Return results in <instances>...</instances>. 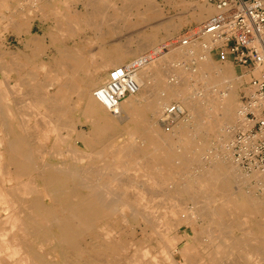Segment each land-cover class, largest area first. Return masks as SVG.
Here are the masks:
<instances>
[{"label": "bare ground", "instance_id": "6f19581e", "mask_svg": "<svg viewBox=\"0 0 264 264\" xmlns=\"http://www.w3.org/2000/svg\"><path fill=\"white\" fill-rule=\"evenodd\" d=\"M77 1L84 10L72 6ZM67 2L71 22L59 8ZM3 4L8 3L0 0ZM56 4L34 0L25 13L17 5L18 13L0 18L2 31L23 34L27 49H4L6 35L0 31V264H163L161 259L196 264L194 248L202 243L210 264H264V174L258 169L242 174L223 143L232 136V124L242 128L249 122L239 112L247 104L236 95L241 75L210 56L209 46L220 39L201 34L188 45L179 44L181 49L157 55L161 47H154L159 42L152 35L135 34V40L134 34L125 35L131 20L136 25L156 15L154 0ZM216 12L208 3L195 2L190 13L202 23ZM47 15L56 23L32 32L34 20L42 22ZM80 22L93 37L67 45L61 37L73 35ZM46 37L57 47L43 60L38 55ZM180 54L197 55L194 64L164 71L160 64ZM111 66L124 68L117 86L129 90L118 101L108 88ZM72 94L75 104H83L80 115L88 131L67 118L75 108L69 105ZM172 99L185 116L162 130L159 116L168 112ZM199 114L204 118L198 120ZM122 124L126 131L120 130ZM211 135L221 141L218 152L208 147ZM117 136L123 145L115 147ZM192 163L201 165L195 174L174 178ZM239 177L256 178L261 193L241 189ZM138 195L153 197L147 201L152 207L164 197L167 209L142 208ZM239 217L253 221L240 236L230 235ZM181 225L189 229L183 238L177 233ZM182 239L187 244L179 248Z\"/></svg>", "mask_w": 264, "mask_h": 264}, {"label": "rangeland", "instance_id": "374dc122", "mask_svg": "<svg viewBox=\"0 0 264 264\" xmlns=\"http://www.w3.org/2000/svg\"><path fill=\"white\" fill-rule=\"evenodd\" d=\"M3 1H5V3H8L7 5L6 4H3L1 7H0V10H2V11H0V18H1V14H4V15H10V14H12V11L14 10L15 11V13H16V11H17V9H16V6L20 9V13H25L26 12V10L28 11V7H30L31 5H28V4H32V1H34V0H20V2H23V3H19L18 2V0L17 1H15V0H3ZM52 2H55V5H57L56 3H58V0H51ZM113 2H117L118 0H112ZM155 2H156V7L158 8V10H157V13H155L156 15H154L153 16V14L152 15H150V17H148L147 19H145V20H140L139 22H137V24L136 25H134L133 23V20H131V22L130 23H132L131 24V26L127 29V33H125V35H133L134 34V40H135V38L137 37V35L139 36V37H141V38H146L144 35H148V34H150V35H152V37H153V39L155 40H152L154 43H158L159 42V44H154L153 45V42H152V45L154 46V47H157V46H160L161 48H160V50L157 52V55H163V54H165V53H167L168 52V49L170 50V49H172V48H177V49H179V47H180V49H181V46H179V38H180V36H182L181 34H183V32H184V27L183 26H185L186 25V23L188 22V20L186 19V18H188V17H190L191 18V11H192V7H193V4L196 2V3H208V4H210V5H212L213 7H214V5L212 4V1L211 0H170L171 1V4L169 3V2H166V0H154ZM15 2V3H14ZM16 2H17V4H16ZM29 2V3H28ZM41 2H43V1H41ZM44 2H46V1H44ZM159 3V4H158ZM48 5H49V3H47ZM60 5H59V8H60V11H64V15H61V16H63V17H65L64 18V20L65 21H67V22H71V20H69V18H73V16H74V14L71 12V11H69V6H71L72 4L71 3H69V2H67L65 5L63 4V3H59ZM67 4H69V5H67ZM83 3L81 2V1H77V2H75V4L74 5H72V6H74L75 7V9L76 10H78L79 12L80 11H82V10H84V6L82 5ZM6 5V6H5ZM22 7H21V6ZM8 6V7H7ZM68 8H67V7ZM49 7L48 6H45V9L47 10ZM178 8V9H177ZM215 8V7H214ZM80 9V10H79ZM22 10V11H21ZM186 11V12H185ZM17 13H18V11H17ZM149 13V12H148ZM146 16H148V14L146 15ZM135 17V16H134ZM137 17V16H136ZM45 18V19H44ZM42 20V22H40L39 21V19L38 18H36L35 20H34V22H33V25H32V27H31V30H32V32H37V33H42L44 30H46V29H48V27H50V26H52V25H54L55 23H56V20H55V18L53 17V15H47V17L45 16ZM54 18V19H53ZM134 19V18H133ZM50 20V21H49ZM162 20V21H161ZM175 20V21H174ZM161 21V22H160ZM192 21H197V22H195L194 24H191V25H195L194 27H197L198 25H200L201 24V22L199 23V21L198 20H196V19H194V20H192ZM3 22V21H2ZM179 22H180V24H179ZM204 22V21H203ZM202 22V23H203ZM155 23V24H154ZM189 23H190V21H189ZM40 24V25H39ZM170 24H172V26L170 25ZM78 25V24H77ZM81 25H82V23L80 22V26H79V28H78V26H77V28L78 29H76V31H74L73 32V35L70 33H66V35H64V36H62L61 38H62V40L64 39V42L67 44V45H71L73 42H74V40L76 39H78V41H82V42H85V39H86V37H93V35H92V32H91V30L90 29H88V28H85L84 26H82L81 27ZM84 25V24H83ZM178 25V26H177ZM142 26H144L143 28H142ZM188 26H190V25H188ZM147 27V28H146ZM159 27V28H158ZM171 27V28H170ZM183 27V28H182ZM137 29V31H136V29ZM173 28V29H172ZM132 29V30H131ZM135 29V30H134ZM139 29V30H138ZM142 29V30H141ZM175 29V30H174ZM3 30V27H2V24H1V22H0V31H2ZM130 30V31H129ZM145 30V31H144ZM135 31V32H134ZM169 31V32H168ZM3 32V31H2ZM1 32V33H2ZM75 32H77V37L76 36H74V33ZM0 33V35L2 36V34ZM165 33H169L168 35L167 34H165ZM3 34H5L6 35V39L4 40V42H3V45H2V47L4 48V49H9V50H20V51H27V49H26V47H25V45H24V36H23V34H21V35H15V34H12L11 32H7V33H5V32H3ZM135 34H137V35H135ZM71 35V36H70ZM160 35V36H159ZM1 36H0V42H1ZM82 36V37H81ZM18 37V38H17ZM22 37V38H21ZM160 37V38H159ZM22 40V41H21ZM49 39H48V37H46V39H44V40H42V51H40L39 52V58L40 59H43V60H46V59H48V57L50 56V55H53L54 53H55V48L57 47H55V45L54 44H49V41H48ZM137 40V39H136ZM159 40V41H158ZM23 43V44H22ZM163 46V47H162ZM45 47V48H44ZM49 47V48H48ZM51 47V48H50ZM55 47V48H54ZM43 49H45V50H43ZM51 49V50H50ZM151 48H149L148 50H150ZM223 50V49H222ZM221 50V48H216V49H214V50H212V51H209L210 52V56H211V58H212V60L214 61H216V62H219V63H221V64H227L228 65V67L229 68H231L232 70H234V71H236V72H238V74H240L241 76H239L238 75V78H237V80H236V95H237V100H238V102H240V103H242L243 102V94H244V91H245V86H246V82L249 80V78L250 77H248V75H247V73H246V71L244 70V69H240L239 67H237V66H235V64L233 63V61H232V58H231V56L228 54V53H225V52H223ZM49 52V53H48ZM53 52V53H52ZM159 53V54H158ZM47 54V55H46ZM201 54V52L200 53H197V55L198 56H201L200 55ZM197 55H194V56H197ZM38 56H36L37 58H38ZM183 55H181L180 54V56L178 55V56H176L175 58H173V59H171V63H167V64H169V65H167V64H165V63H161L160 64V66L164 69V71L166 70H168L169 72H173L176 68H174V67H177V66H182V67H189V66H191V65H193L194 64V56H192V54H190V56H187V57H182ZM37 58H36V60H37ZM173 60V61H172ZM187 60V61H186ZM127 61V60H126ZM126 61H124V62H126ZM175 61V62H174ZM181 61V62H180ZM37 62V61H36ZM174 64V65H173ZM36 65H38L37 63H36ZM113 67L111 66V67H109L108 68V72L112 69ZM35 71L38 69L37 67L36 68H33ZM173 69V70H172ZM37 74H38V76L40 75V77L42 76V70L41 69H38L37 71ZM42 72V73H41ZM168 75H171V74H168ZM242 77V78H241ZM171 77H167V79H170ZM241 78V79H240ZM196 87H198V89L202 92V87H201V82H198L197 81V83H196V85H195ZM129 94V92L128 93H125V96L126 95H128ZM122 98H124V97H122ZM121 98V99H122ZM75 96L72 94V99H70L69 100V105L71 106V109H72V107L74 106L75 108H73L74 110H72V115H70V116H68L67 118H71L72 117V119L73 120H75L74 122L76 123V125H77V127H78V129H82V130H84V131H88L89 130V123L84 119V117L83 116H81L80 114H81V109H82V107H83V104H82V102L81 101H78V104L76 103L75 104ZM176 102H178L176 99H172V100H170L168 103H167V105L169 106L170 104H172V103H176ZM74 104V105H73ZM82 105V106H81ZM80 108V109H79ZM183 112L179 115V117L180 118H183L184 116H185V109H183L182 110ZM200 113V112H199ZM201 114V113H200ZM200 114L198 115V120L199 119H203L204 118V116H201V118L199 117L200 116ZM161 119H163L164 118V115H161V116H159ZM163 117V118H162ZM160 119V120H161ZM212 120V119H211ZM165 123V122H164ZM85 124V125H84ZM193 124V123H192ZM123 126L120 128V130H122V131H124L125 129H127V126L125 125V124H122ZM194 125V124H193ZM168 126L169 125H167L166 123L165 124H163L162 123V130L164 129H166L167 130V128H168ZM234 126V124H232L231 125V130H230V135H228V136H231V137H228L223 143L224 144H226V148H227V152L230 154V160L234 163L235 162V164L237 165V166H239V168L241 169L240 171H242V174H243V172L244 173H247V172H250L251 170H249V168L247 167V166H242L241 165V163L240 162H238L236 159H237V156L235 155L236 154V152L235 153H233V156L231 155V153H232V151H233V148H230V145H232V147H234V150L237 148V145H238V141H237V138H238V136L242 133V132H244L245 130H242L241 129V127L237 124H235V126ZM84 127V128H83ZM166 127V128H165ZM254 127H255V122L252 124V126H251V131H253V129H254ZM124 129V130H123ZM126 131V130H125ZM126 133H124V135L123 136H126L125 135ZM211 134V133H210ZM212 136V135H211ZM210 139L208 140V147H209V149L210 150H212V151H216V152H218L217 150L219 149V145H220V142H219V140H218V138H217V136H212V137H209ZM126 139H127V136H126ZM215 139V140H214ZM121 140H123V138H122V136H117L116 138H114V146L116 147V146H121V145H123L122 143H120L121 142ZM214 140V141H213ZM214 142V143H212V142ZM117 142V143H116ZM218 142V143H217ZM231 142V143H230ZM219 144V145H218ZM213 146V147H212ZM218 146V147H217ZM80 147L78 146V149H79ZM214 148H216V149H214ZM226 151V150H225ZM225 154H226V152H225ZM228 154V155H229ZM111 156H107L106 158H110ZM235 157H236V159H235ZM233 158V159H232ZM100 159H102V158H100ZM203 163L202 164H207V160L206 159H202L201 160ZM195 168H194V167ZM201 167V165L200 164H197V163H192V164H190V166L189 165H187V166H183V167H181L179 170H180V174L179 173H174V178H176V177H178V179H180V177H189V175H193V174H195L194 173V171H193V169H196L197 167ZM184 170V171H183ZM244 170V171H243ZM239 173V172H238ZM131 176H133V174L132 173H129ZM127 175V176H130V175ZM179 174V175H178ZM242 174H241V176H242ZM191 175V176H192ZM232 176L231 177H233V176H235V174L233 175V174H231ZM122 176H124V175H122ZM126 176V177H127ZM125 177V176H124ZM247 177V176H246ZM244 178V179H243ZM177 179V178H176ZM234 179V178H233ZM241 179H243V180H241ZM246 180V181H245ZM245 181V182H244ZM249 183H248V182ZM236 182H237V184H239V186H240V188L241 189H243V190H245V191H247V192H250V193H258L259 194V192L261 193V191L262 190H260L261 188L259 187L260 185L258 184V180L256 179V178H252V179H247V178H245V177H239L238 178V180H236ZM241 182V183H240ZM256 182V183H255ZM245 184V185H244ZM247 184V185H246ZM243 185V186H242ZM257 185V187H255ZM246 188V189H245ZM139 197L136 199L137 201H138V204L140 205V207H146V208H151V209H159L158 211H162V210H165V209H167V206L165 207L163 204H165V201H163V199L165 200V198L163 197L162 199H159V198H161V197H156V200L157 199H159L158 200V202H160L161 203V205L160 204H158V205H153V207L151 206L152 204H151V202H153L154 201V199H153V197L151 198V196H146V197H141L140 195H138ZM142 199V200H141ZM153 201H152V200ZM200 199H202V200H204L205 199V197H202V194L200 193ZM151 201L150 203H147V201ZM162 200V201H161ZM206 200H208V198H206ZM148 201V202H149ZM191 201L190 200H187L186 201V205L187 206H191L192 204L190 203ZM147 205H146V204ZM151 204V205H150ZM191 204V205H190ZM149 205V206H148ZM211 205H212V207H214V205L215 204H210V207H211ZM154 206H155V208H154ZM216 206V205H215ZM159 207V208H158ZM149 208V209H150ZM161 208H163V209H161ZM244 220V221H243ZM250 220L251 221H253V219L251 218V217H249L248 219H244L243 217H239L238 218V223H239V225L238 226H235V228H232V232L230 233V235L231 234H234V235H241L242 233H243V231H246V230H244L245 228H247L248 226H250V223H252V222H250ZM244 222V223H243ZM242 226V227H241ZM245 228H244V227ZM240 228V229H236V228ZM243 229V230H242ZM184 231H186L187 233H189V229L186 227V226H184V225H181L180 227H179V229H178V235L181 237V238H183L182 237V233H184ZM242 231V232H241ZM240 232V233H239ZM229 233V232H228ZM227 233V234H228ZM214 240H217V239H214ZM218 240H220V239H218ZM151 243H153V247H154V249H155V251H157V249L159 248V246H158V243L156 242V241H152ZM184 243V244H183ZM185 244H187V240L186 239H182L181 240V242L178 244V247L180 248V246L182 247V246H184ZM203 245H204V243H202ZM199 245V246H196L194 249H195V251H196V253H197V255H198V261H196V264H210V262H209V259H207L208 257H207V254H206V252H207V250H202V246L203 245ZM202 250V251H201ZM243 252V251H242ZM192 254H193V252H192ZM230 254H234V252H232V253H230ZM243 255H244V253H242ZM174 257L177 259V260H179L180 259V254L177 252V251H175L174 252ZM204 255H206V256H204ZM200 259V260H199ZM205 259L207 260L206 262H205ZM164 261V262H163ZM203 261V262H202ZM161 262L163 263V264H166V262H165V260H163V259H161Z\"/></svg>", "mask_w": 264, "mask_h": 264}, {"label": "built area", "instance_id": "2783aa9c", "mask_svg": "<svg viewBox=\"0 0 264 264\" xmlns=\"http://www.w3.org/2000/svg\"><path fill=\"white\" fill-rule=\"evenodd\" d=\"M211 1L217 12L197 27H185L179 44L188 45L191 39L201 37V34L218 38L221 43L214 42L209 46V51L223 49V52L231 56L235 66L244 69L250 77L246 82L242 102L247 107L239 110L240 116L249 125L241 128L245 131L237 138V148L234 150L230 145L233 148L231 155L236 152L235 159L242 166L250 170L258 169L264 174V0ZM122 69L118 66L109 71L108 88L117 101L129 92L127 88L122 92L117 86V82L123 81ZM182 112L177 104H170L168 112L163 114V123L169 125ZM254 122L255 127L251 131Z\"/></svg>", "mask_w": 264, "mask_h": 264}, {"label": "crops", "instance_id": "0c3cea01", "mask_svg": "<svg viewBox=\"0 0 264 264\" xmlns=\"http://www.w3.org/2000/svg\"><path fill=\"white\" fill-rule=\"evenodd\" d=\"M186 19L188 20V22L186 23L185 26H183L184 28L187 27L188 25H191V24H194V23H195L194 21H192V20H194V19H192V18H190V17H188V18H186ZM189 21H190V23H189ZM183 27H182V28H183Z\"/></svg>", "mask_w": 264, "mask_h": 264}]
</instances>
